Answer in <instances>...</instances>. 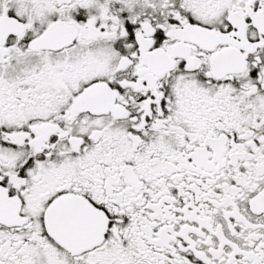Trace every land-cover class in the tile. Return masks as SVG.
Wrapping results in <instances>:
<instances>
[{"label": "snow or ice", "instance_id": "obj_1", "mask_svg": "<svg viewBox=\"0 0 264 264\" xmlns=\"http://www.w3.org/2000/svg\"><path fill=\"white\" fill-rule=\"evenodd\" d=\"M0 264H264V0H0Z\"/></svg>", "mask_w": 264, "mask_h": 264}]
</instances>
